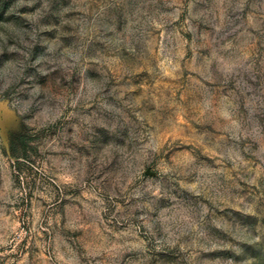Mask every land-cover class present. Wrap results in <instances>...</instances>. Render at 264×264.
Instances as JSON below:
<instances>
[{"label":"rangeland","instance_id":"1","mask_svg":"<svg viewBox=\"0 0 264 264\" xmlns=\"http://www.w3.org/2000/svg\"><path fill=\"white\" fill-rule=\"evenodd\" d=\"M0 264H264V0H0Z\"/></svg>","mask_w":264,"mask_h":264}]
</instances>
